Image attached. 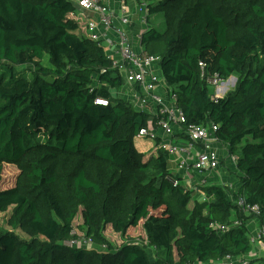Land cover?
Here are the masks:
<instances>
[{"label": "trees", "instance_id": "obj_1", "mask_svg": "<svg viewBox=\"0 0 264 264\" xmlns=\"http://www.w3.org/2000/svg\"><path fill=\"white\" fill-rule=\"evenodd\" d=\"M146 1L163 29L149 27L141 43L160 57L158 74L185 126L217 125V141L237 158L236 190L202 186V212L193 192L167 179L168 153L136 151L149 116L115 96L123 77L102 46L78 34L70 0H0V214L8 212L0 264H205L241 255L264 264V255L251 258L246 226L264 223V0ZM233 74L234 89L214 100L207 77ZM5 166L16 169L7 189ZM107 227L119 247L104 238ZM82 237L93 247L64 245Z\"/></svg>", "mask_w": 264, "mask_h": 264}, {"label": "built area", "instance_id": "obj_2", "mask_svg": "<svg viewBox=\"0 0 264 264\" xmlns=\"http://www.w3.org/2000/svg\"><path fill=\"white\" fill-rule=\"evenodd\" d=\"M74 10L68 18L77 26L80 36L103 47L104 52L112 62V68L118 70L123 77V86L134 88L135 93L124 97L134 107L149 116L148 126L138 131L137 138H146L155 142L157 151L166 152L171 157L175 170H192L200 174L214 172L228 161L235 176L237 158L228 154L227 145L217 141L215 132L217 125L213 123L188 125L183 112L176 106V96L168 97L167 85L159 76L160 57L149 55L141 43L142 34L149 29L148 8L146 0H70ZM115 21L118 26H115ZM139 26L136 33L132 32L134 25ZM137 40V41H136ZM134 41L137 43L136 51ZM204 69L205 65L199 63ZM226 80L217 75L208 76L206 83L213 87L211 97L216 100L223 97L219 90L226 84ZM119 97V98H120ZM98 106H107L105 99H96ZM186 136L182 139L180 136ZM224 148L222 155L219 150ZM174 185L180 184L177 177L168 176ZM236 188V187H233ZM231 189V188H230ZM230 199L246 214H259L255 204L246 203L243 196ZM205 200V198H204ZM203 200V201H204ZM237 222L234 226H238ZM249 242L253 247L264 250V223L255 220L246 224ZM210 227L219 232L226 230L223 225L211 224ZM69 247L91 248L90 238L82 237L76 241L64 243ZM202 264V263H195ZM205 264H248L246 256H226L221 261Z\"/></svg>", "mask_w": 264, "mask_h": 264}, {"label": "rangeland", "instance_id": "obj_3", "mask_svg": "<svg viewBox=\"0 0 264 264\" xmlns=\"http://www.w3.org/2000/svg\"><path fill=\"white\" fill-rule=\"evenodd\" d=\"M150 2L152 3V0H148V3H150ZM148 25H149V27H154V28H156L158 30H162L163 29L162 16L159 14V15H156V16L149 17L148 18ZM134 49L136 51L138 50V48H136V44H134ZM42 64L44 66H48L47 57H44V59L42 60ZM236 78H237V75L233 74L228 79H226L227 82L219 90V94L222 95V96H225L226 94L231 92L234 89ZM208 87H209V93L211 94L213 92V87H211V86H208ZM120 95H122V91L121 90H119L118 94H115V96H120ZM133 144H134V147H135L136 151L139 152V153H142L145 156V159H147L149 156H151L153 154V152H154V149H155V142L152 141V140L146 139V138H137L136 137L135 139H133ZM170 166H171V164H170ZM218 171L219 170L214 171L212 173H215V172H218ZM192 173H190L191 174L190 177L192 179H194V180H198V176H195ZM15 174H16V169L14 167L5 166L3 168L2 174H1V187L3 189H7V188L12 186V184L14 182ZM211 175L212 174L208 175V179L211 178ZM190 181H193V180H190ZM206 183L208 185H211L214 182H213V180H207ZM204 185L205 184H203V183H199V185H197L195 187H197V191L200 192V188H202V186H204ZM187 187H189V186H187ZM195 187H194V185H192L190 187L191 189H189V190L193 191V199H192V201L195 200L196 202H198L197 205L199 206V210H201L203 212L204 211V207L201 208L200 206L202 204H200V203H203L204 201H201L200 197H196L197 195H195L196 193H194V192H197L195 190ZM191 205H192V203H191ZM7 214H8V212L0 214V225L4 229L5 228L8 229V227L5 224V222H6L5 220H6ZM15 232L17 234H19L21 237L26 238V236L23 233H21L19 230H16ZM140 233H141L140 229H136L135 232L133 231L130 234V236H133V237L137 236L138 237L140 235ZM103 236L114 248L119 247L123 243V240L120 237V235L114 233L111 230L110 227H107V229L103 233ZM263 255H264V250L262 248H258V247L257 248L256 247L252 248V256H251V258L258 259V258L262 257ZM249 259L250 258H248V260Z\"/></svg>", "mask_w": 264, "mask_h": 264}, {"label": "crops", "instance_id": "obj_4", "mask_svg": "<svg viewBox=\"0 0 264 264\" xmlns=\"http://www.w3.org/2000/svg\"><path fill=\"white\" fill-rule=\"evenodd\" d=\"M114 24H115V26H118V23L116 21H115ZM133 25H134V27L132 28V32L136 33L138 31L139 26H137L135 24H133ZM134 44H136V48H137L136 41H134ZM133 48H134V46H133ZM121 91H122V95H120V96H123V97L126 94H132V93L136 94L134 88H131V87H128V86H123ZM219 152L223 155L225 153L224 148L219 150ZM155 154H157V149L156 148L154 149V152H153L152 155H155ZM170 172L173 174L172 175L173 177L180 178V181H179L180 185H183V187H185L186 190L191 189L190 187L192 185H194V187L199 185V183H203L205 185H208L206 183L207 180H213L214 183H212L211 185L227 186V187H229L228 189L231 190V191L236 190V188H233V187L237 186V181H236L237 179L232 174V166H229V162L228 161L223 162L222 167L219 169L218 172H215V173L209 172V173H205V174H200V173L192 171L190 169L187 170L186 172L177 171V170H175V166L173 164H171ZM190 173L194 174L195 176H198V180L192 179L190 177L191 176ZM210 174H212L211 178L208 179V175H210ZM189 179L193 180V181H190ZM187 186H189V187H187ZM195 190L197 191V187H195ZM190 191L193 192L192 190H190ZM197 192H194V193H196L195 195H197L196 197H200V200L203 201L204 200L203 195L201 193H199V192L197 193Z\"/></svg>", "mask_w": 264, "mask_h": 264}]
</instances>
